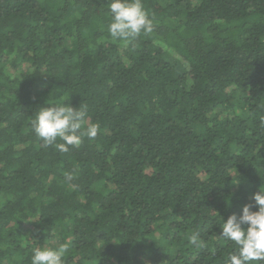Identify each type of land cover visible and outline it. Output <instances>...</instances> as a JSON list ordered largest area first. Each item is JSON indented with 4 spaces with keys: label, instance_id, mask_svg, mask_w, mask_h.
Here are the masks:
<instances>
[{
    "label": "trees",
    "instance_id": "obj_1",
    "mask_svg": "<svg viewBox=\"0 0 264 264\" xmlns=\"http://www.w3.org/2000/svg\"><path fill=\"white\" fill-rule=\"evenodd\" d=\"M107 3L0 0V264H225L222 221L264 188V0H142L131 42ZM55 99L95 139L44 147Z\"/></svg>",
    "mask_w": 264,
    "mask_h": 264
},
{
    "label": "clouds",
    "instance_id": "obj_2",
    "mask_svg": "<svg viewBox=\"0 0 264 264\" xmlns=\"http://www.w3.org/2000/svg\"><path fill=\"white\" fill-rule=\"evenodd\" d=\"M107 14L110 23L107 30L114 40L131 42L136 37L153 31V21L146 12L142 0H108ZM61 97V96H60ZM59 99V98H58ZM50 100L47 107H39L32 120V129L46 148L67 153L78 148L85 138L95 139L97 124L85 127L86 109ZM73 179L66 174V180ZM253 205L245 204L239 215L233 213L220 225V237L235 244L225 264H261L264 262V188L253 193ZM255 207L256 210H252ZM190 243L200 247L199 233L190 237ZM68 245L54 248H34L31 264H65Z\"/></svg>",
    "mask_w": 264,
    "mask_h": 264
}]
</instances>
